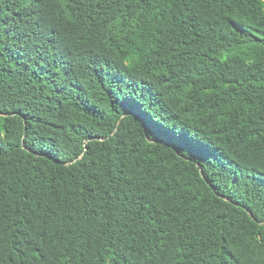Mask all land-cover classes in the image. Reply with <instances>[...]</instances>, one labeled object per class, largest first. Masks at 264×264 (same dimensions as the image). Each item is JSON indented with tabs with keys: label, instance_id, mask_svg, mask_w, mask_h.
I'll list each match as a JSON object with an SVG mask.
<instances>
[{
	"label": "trees",
	"instance_id": "obj_1",
	"mask_svg": "<svg viewBox=\"0 0 264 264\" xmlns=\"http://www.w3.org/2000/svg\"><path fill=\"white\" fill-rule=\"evenodd\" d=\"M0 264H264V0H0Z\"/></svg>",
	"mask_w": 264,
	"mask_h": 264
},
{
	"label": "snow or ice",
	"instance_id": "obj_2",
	"mask_svg": "<svg viewBox=\"0 0 264 264\" xmlns=\"http://www.w3.org/2000/svg\"><path fill=\"white\" fill-rule=\"evenodd\" d=\"M98 2H99V0H98ZM133 2H135L136 4H140L141 0H126V3L129 5L132 4ZM161 243H163V241H161Z\"/></svg>",
	"mask_w": 264,
	"mask_h": 264
}]
</instances>
